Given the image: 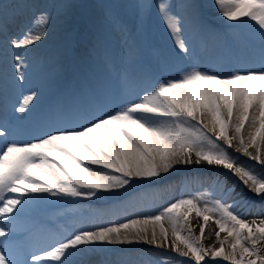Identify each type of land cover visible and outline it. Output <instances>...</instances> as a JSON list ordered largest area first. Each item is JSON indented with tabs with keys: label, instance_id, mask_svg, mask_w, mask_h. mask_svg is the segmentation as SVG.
I'll use <instances>...</instances> for the list:
<instances>
[{
	"label": "snow or ice",
	"instance_id": "snow-or-ice-1",
	"mask_svg": "<svg viewBox=\"0 0 264 264\" xmlns=\"http://www.w3.org/2000/svg\"><path fill=\"white\" fill-rule=\"evenodd\" d=\"M214 3L226 20L236 23L247 18L258 26L259 69L221 75L191 67L114 111H105L103 98L96 97L89 108L72 115L81 121L77 127H53L29 142L9 139L12 126L0 124V138H4L0 140V264H108L103 257L94 262L91 257L104 252L103 245L133 243L175 253V258L169 255L162 264H186L181 258H188L187 264H202L207 257L225 264H264V217L246 220L233 211L239 206L264 212V172L238 163L228 151L234 149L264 169V0ZM138 7L148 11L153 5ZM154 7L176 48L191 56L184 33L189 22L198 23L199 5L183 0L179 13L173 11L177 6L171 0H157ZM115 22L123 34L130 35L125 24ZM48 23L42 13L21 38L9 41L10 46L21 49L41 41ZM6 27L0 25V31ZM13 58L15 79L22 82L25 57L16 53ZM121 84L127 85L126 73ZM37 96L36 91L24 95L15 111L26 115ZM213 167L235 176L260 203L233 197L235 188H227L221 180V176L227 179L225 173L213 172ZM181 169L185 182L195 179L219 188L233 203L216 199L201 204L199 195L181 198L158 214L78 229L53 239L45 249L27 250L17 258L16 250L31 241L30 229H21L18 221L39 195L63 199L117 194L127 191L134 180L161 183L173 179V174L178 178ZM192 213L202 221L198 235L193 234ZM210 222L215 225V241L205 246Z\"/></svg>",
	"mask_w": 264,
	"mask_h": 264
},
{
	"label": "rangeland",
	"instance_id": "rangeland-1",
	"mask_svg": "<svg viewBox=\"0 0 264 264\" xmlns=\"http://www.w3.org/2000/svg\"><path fill=\"white\" fill-rule=\"evenodd\" d=\"M4 1L6 2V0ZM4 1L2 0V2ZM15 1L17 0H8L5 3L8 10V5L13 8L14 6H11V2ZM86 1L87 0H81V7L78 16H74L75 19L73 17V14H69L71 11L65 13L64 8H59L58 12V9L56 7L51 6L49 0H30V2L28 3L29 5L26 4L22 11L14 13L13 18L7 17L0 20V25H7V27L3 31H0V39H4L8 42L2 43L0 41V124L7 122L10 126H12L13 135L9 139H15L18 142H29L35 138L42 136L44 133L50 131L53 127H77L81 121H77L76 119L72 118V115L84 108H89L91 102L96 97L103 98L105 111H114L118 109L120 107L119 104H122L123 102L122 101L121 103H117L118 105L113 110L111 109V107H109L110 104L113 103L114 97V88L110 85H113L119 73H121L122 71L126 73V69L128 68L132 70V72L127 75L126 86H123L121 84L120 79V84L123 88V90L121 88L120 96L123 98V95L126 96L127 94H129L127 93V91L131 92L129 91L131 89L129 87L135 86L140 81L145 71L148 72V75H151L149 83L154 81L155 75L153 76V74L157 72L154 64L157 63L158 58H160L161 56L166 55L170 57V59L174 62V69L176 70V72H182L188 69V65L185 62V59H188L193 64H197L200 61L201 53L206 49L207 41L205 39L200 40L199 36H196L195 39H193L194 37H192L188 41L190 52L192 53L191 56L186 57L182 52L175 49L172 45L173 42H170L168 36L165 34L163 21L161 22V17L157 9L154 7V5L157 3V0H149L147 3L153 5V7L145 12L146 16L144 21L141 19L138 20L135 27L133 28V34L141 38L144 57L140 61V64L135 63L129 65V63H126V61L118 59L123 54V50H125V48L122 47L123 43L117 46H111L106 37V34L100 27V23L104 22V20H101L98 17V11L92 9V7H84ZM95 1H98V4L101 5V10L104 11V15L106 16L107 21L110 18L121 20L115 14L119 11L121 12L123 9L118 0ZM195 2L199 5V11L202 12L201 3H203V0H195ZM39 3L47 6L46 14L49 15L51 10L53 13V9L57 12L55 14V19L52 17H50L52 19H49L46 32L47 34L45 38L35 43L34 45L27 46L26 48H12L9 44V41L11 39L21 38L23 33L31 28L35 18H37V5ZM108 6L110 9H112V11L108 8ZM77 9L79 8L77 7ZM0 10L2 11V9ZM173 11L178 13L177 10ZM129 18V15L126 16V19ZM96 20L98 21V24ZM71 21H75V23L73 24V22L71 23ZM131 22H133V20H121V23L125 24L128 29L131 28ZM70 25L71 27H69ZM61 27H65L67 30L70 29L68 41L66 37L65 39L60 37L62 31ZM50 28H52L53 30L50 31ZM112 29L116 31L117 35L127 37L125 34L123 35V33L119 30H116L119 29L117 23L111 27V30ZM196 34H198L197 30L193 32V36H195ZM149 35H151L152 40H149ZM55 37L57 39H55ZM125 37H120V40L124 39ZM248 41L247 42L249 48L247 47V42L245 43V41L241 42V48L245 43L244 49H247L252 58H256L258 53L257 51L253 50L252 45V41H255L254 39ZM76 43L78 45L77 49L73 47ZM16 53L24 56L25 64L29 65L27 71L26 69H24L25 79L22 82L15 79V61L13 57ZM220 54V58L224 60L223 65L225 67V70L230 69L233 64H236L237 50L232 46H230V48ZM91 56H95V58L98 59L102 64V67L104 68L107 75L106 83L102 81L99 71L95 70L92 65H90L86 61V59L88 57L90 58ZM71 62H73L74 64H71ZM253 68L259 69V65L254 64ZM57 70H62L61 79L59 81V84L57 82V87L51 88L52 85V87H54L55 83H47V80L49 81V76H51V74ZM50 80L53 81V78ZM67 80H69V82L67 84H64ZM37 90H42V94L44 91V95L46 97H43V95H41V92H37ZM48 90L50 91V93ZM32 91H36L38 93V96L33 104L29 106L30 110H32L31 114L28 113L29 115H23L21 119H18L17 116L20 113L16 112L15 108L19 106V101L23 98V96L29 94ZM11 92L16 94L14 98L16 102L14 99V101H11L12 96H9V93ZM70 111L71 114H69ZM59 113H62L61 118L57 117V114ZM66 119L69 121V123H66ZM2 139L4 138H0V140ZM218 170L220 169L216 168V170L214 171ZM182 173L183 170H181L179 174L181 175ZM173 175L174 177L177 176V174ZM138 183H140V181H138L137 184ZM131 193L129 192L130 196L134 194V191H131ZM100 194L103 200H111L115 204L120 203V199H110L109 197H106L107 194L105 192H101ZM214 197L217 198L218 195L216 194ZM63 199L67 201L62 204H56L52 201V199H50V195L42 194L38 196V200L35 203H31L26 206L25 212L31 213V210L36 211L33 214V217H35L36 220L35 222H37L38 219L42 218L44 212H46L47 210H50V212L48 213L46 218L39 221V229H45V236L43 240L37 242L40 240V236L42 235V233L38 235L37 231H34L33 235L31 236V241L27 245V249L25 250L24 248H22L23 251H36L35 246L36 248L38 247L37 251L45 249L49 246L53 239L59 238L61 236H66L68 233L74 232L78 228L82 229L84 225L83 221H89V216L84 218V220L81 219V215L79 214H82V212L78 209H76V213L74 214H71L70 210L71 208H75L81 203V205H85V200H87L86 198L83 197V199H78L73 197H64ZM224 201L226 202V200H223V202ZM90 203L95 204V202ZM134 203L135 202L132 201V203L129 204L127 212L129 209H135L136 203ZM104 205H102V207ZM96 209L103 210L100 208ZM106 212L109 213V216L112 217H110L108 221H103V225L123 222L124 218H129L127 212L124 213L121 206H112V212L111 209H107ZM22 222L26 223L27 219ZM22 222L19 223L21 229H23ZM61 222H63L64 226H66L65 228H61L59 226ZM26 228H29V226H26ZM149 248L152 249V247ZM154 248L157 250H161V248ZM111 252L110 254L112 256H121L120 258H123V254L126 255V253L121 249H116ZM168 253L171 254L172 252L168 251ZM22 254L23 252L21 253V255L16 253L17 258H21ZM147 258L148 257L146 256L144 260ZM181 259L185 260V258ZM112 261L113 260L109 262L112 263ZM123 261V263H125L126 260L124 259Z\"/></svg>",
	"mask_w": 264,
	"mask_h": 264
},
{
	"label": "bare ground",
	"instance_id": "bare-ground-1",
	"mask_svg": "<svg viewBox=\"0 0 264 264\" xmlns=\"http://www.w3.org/2000/svg\"><path fill=\"white\" fill-rule=\"evenodd\" d=\"M7 1L8 0H6V2ZM49 1L51 3V6L56 7L58 9V12H59V8H64L65 13L71 11L72 13L70 12L69 14H73V17L78 16V13L81 7V0L80 1L78 0H49ZM118 1L123 9L121 12L119 11L115 13L116 16L120 18L122 21H127L129 19L133 20V22L130 23L131 25V28H129L130 35H128L127 37L117 35L115 30L113 29L111 30V27L116 24L115 22L116 19L108 18L109 20L107 21L106 16L104 15V11L101 10V5L98 4V1L96 2L95 0H87L84 7L87 8L88 6H90V8L92 7V9H95L96 11H98L97 12L98 17L101 20L102 19L104 20V22L100 23V27L103 29L102 31L106 34V37L108 41L110 42L111 46L113 45L117 46L121 43L124 44V46L122 44V47L125 48V50H123V54L118 59H122L123 61H126V63H129V65L135 64V63L140 64V61L144 57L143 44H142L141 38L133 34V28L135 27L136 22L138 20L141 19L144 21L145 16H146L145 14L146 11H142L138 7V5L142 3H147L149 0H118ZM6 2L5 1L2 2V0H0V9H2V11L0 10L1 11L0 20H2L3 18H7V17L13 18L14 13L15 12L17 13L18 11H22V9L25 7L26 4L30 2V0H17L15 2H11V6H14V7L11 8L10 5H8L9 10L6 7V4H5ZM171 3L177 6L173 10H177V12L179 13L180 9L178 6L181 3H183V0H171ZM37 6H38L37 18H35L33 25L38 22V17L42 13H45V14L47 13L46 12L47 6L42 5L41 3H39ZM77 7L79 9H77ZM201 7H202V12L199 11L198 23L189 22L185 28L184 35L187 41H189L192 37H194L193 39H195L196 36H199L200 40L205 39L207 41V45H206L205 51L201 53L200 61L197 64H193L188 59H185V62L188 65V69H190L191 67H198L206 71L216 72L221 75H227L229 72L237 70V69H240V70L253 69L254 64H257L260 67L259 29H258V26L255 24V22L247 18H245L242 22H236V23L226 20L220 15L214 3V0H203V3H201ZM110 10L112 11V9ZM53 11H54L53 13L51 10L50 14L49 15L47 14L49 19H52V18L55 19V14L57 12L54 9ZM128 15L130 16V18L126 19V16ZM121 20L119 21L121 22ZM98 21H97V24H98ZM162 21L163 20L161 19V22ZM72 22L73 24L75 23V21H71V23ZM163 24H164L163 27L165 28L164 29L165 34L168 36L169 41L173 42L172 44L173 47L177 49L169 30L167 29L164 22ZM33 25L31 26V28L33 27ZM69 27H71V25ZM47 28H46V32H47ZM50 29H51L50 31L53 30L52 28ZM69 30L63 27L60 37L64 39L66 37L68 41L69 35H70ZM116 30L120 31V28ZM196 30L198 31V34L193 36V32H195ZM120 37L122 38L125 37V38L120 40ZM115 38H116V41H115ZM55 39L57 38L55 37ZM251 39H254L255 41V42L252 41V45H253V50L257 51L258 53L256 58H252L249 52L247 51V49H244L245 48L244 44L248 40H251ZM149 40H152L151 35H149ZM0 41L2 43H8L4 39H0ZM242 41H245V43L243 44V47L241 48ZM248 42L246 44L247 47H248ZM230 46H232L234 49L237 50V57H236L237 62L236 64H233L230 69L225 70V67L223 65L224 60L220 58L221 57L220 53H223L225 50L230 48ZM86 61L90 65H92V67L95 70L99 71L102 81L106 83L107 75L105 73L104 68L102 67V64L99 62V60L96 59L95 56H91L90 58L88 57ZM25 65L26 67L24 69H26L27 71L29 68V65L27 64ZM154 66L157 71L153 74V76L155 75L154 81L149 83L151 79V75H148V72L145 71L140 81L135 86H130L129 88L131 89L129 91L131 92L127 91V93L129 94H127L126 96L123 95V98L120 96L121 95L120 91L122 88L120 84V79H121V75L125 74V72L122 71L121 73H119L118 76L116 77V81L113 83V85H110L114 88V97H113V103L110 104L109 107H111V109L113 110L118 105L117 103H121L123 101L122 104H119V106L121 107L124 104H126L129 100L136 99L137 94L139 95L146 94L148 91L152 90L159 82L166 80V79L178 78L179 75L182 73V72H176V70L174 69V62L170 59V57L166 55H163L160 58H158V61L157 63L154 64ZM126 70H127L126 71L127 75L130 72H132V70L129 68ZM61 75H62V70L54 71L51 74V76L48 75L50 79L53 78V81L49 79L50 82L47 80V83H50V84L53 82L55 83L54 87H52L53 86L52 85L51 88L57 87L61 79ZM38 91L40 90H37V92ZM13 94L14 93L12 92L9 93V96H12L11 101L15 100L14 98L16 94L14 95ZM44 94H45L44 91H43V94L41 92V95H43V97L45 96ZM31 111L32 110H30L29 108V110L27 111V114L28 113L31 114ZM69 114H71V111L69 112ZM21 117H22V114H18L17 118L21 119ZM66 123H69V121L66 120ZM228 151L231 155L237 158L238 163L248 168L254 169L255 172L257 173L264 172V169H262L260 165H258L255 161L250 160L248 157L242 155L240 152H236L234 149H231V148L228 149ZM250 151H254V150L250 149ZM214 170H216V168L213 167V170H212L213 172H224L225 173L227 179H225L224 176H221V180L224 181L227 188H232V187L235 188V192L232 193L233 197H235L236 199H239L241 196H243L244 198H250L252 200L257 201V203H260L259 197H256L254 194L248 192L247 188H245L235 176H232L231 173H228L227 170H223V169H220L218 171H214ZM175 177L167 182H161V183H150L147 181L135 180V182L133 181L132 186L129 187L127 191L120 190L117 194L106 193L107 194L106 197H109L110 199H120L119 204H115L111 200H103L101 194L99 193L97 197L86 198L87 200H85L86 201L85 205H81L82 204L81 203L80 205L77 204L78 206H76L75 208H71L70 209L71 214L76 213L75 211L76 209H78L79 211L82 212V214H79L81 215L82 220H84V218L89 216L88 217L89 221H86V222L83 221V224H84L83 229H89L95 226H104L102 222L106 220L108 221V219L112 217V216H109V213H110L109 211H108L109 213L106 212L107 209L108 210L111 209V212H112V206H121L124 213H126L127 208L129 207V204L132 203V201L136 203V206H135V209L128 210L127 215L129 218H136L138 216L158 214L159 211H161L163 207H166L168 204L174 202L175 200L197 196V195L201 196L202 198L201 204L203 203L204 200L211 201V200H216V199H220L222 201L226 200V202L224 201V203H233V199L230 198L229 196L224 195V193L221 192L219 188H213L209 184L197 182L195 179H191L190 181L185 182L184 170L181 175L179 174L178 178H175ZM138 181H140V183L137 184ZM131 191L132 192L134 191V194L132 196L129 195V192L131 193ZM216 194L218 195L217 198L214 197ZM77 198L83 199V197H77ZM50 199H52V201L56 204H62L65 201H67L65 199H61L58 197H52V196H50ZM90 202L92 203L95 202V204H91ZM102 205L104 206L102 207ZM96 208H100L103 210H98ZM233 211L237 212L239 215L242 216L243 219H246V220H253V219L260 218V217H264V212L255 211V210L249 212V211H245L243 208L239 206L233 208ZM123 220H125V218ZM190 220L192 224L194 225L193 234L198 235L199 234L198 224L202 223V221L195 217V213H192ZM165 226L168 227L167 223L165 224ZM75 227H79V226H75ZM213 229H215V225L214 223L210 222L205 230V238L203 240V243L205 246L212 245L215 241V235H214ZM184 234L186 235L187 233H184ZM223 235L224 234L222 233L221 236ZM170 239H171V236H170ZM102 247L105 249V251L102 252L99 256L91 257L93 262L103 257L108 262V264H162L163 260L169 255L175 258V253L173 252L171 254L168 253V251H171L170 249L162 250L161 248V250L160 249L157 250L154 248L155 246H150L144 243H133V244H123V245H103ZM149 247H152V249H150ZM215 247H219V244L216 243ZM116 249L123 250L126 253V255L123 254L122 255L123 258H120L121 256H112L110 252ZM146 256L148 258L144 260ZM124 259L126 260L125 263H123ZM111 260H113L114 262L113 261L112 263L109 262ZM206 260L202 262V264H225V262L219 258H217L216 260H213L211 257H207ZM185 261L187 264L188 258H185Z\"/></svg>",
	"mask_w": 264,
	"mask_h": 264
}]
</instances>
